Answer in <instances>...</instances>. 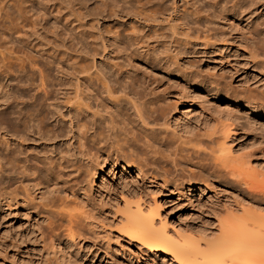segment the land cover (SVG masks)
Returning <instances> with one entry per match:
<instances>
[{
	"label": "rangeland",
	"instance_id": "rangeland-1",
	"mask_svg": "<svg viewBox=\"0 0 264 264\" xmlns=\"http://www.w3.org/2000/svg\"><path fill=\"white\" fill-rule=\"evenodd\" d=\"M63 1L57 5L75 12L64 17L74 20L72 26L51 15L46 18L58 26H31L36 32L30 26H16L17 0H10L8 12L0 11V75L6 72L2 67L5 54L10 53L4 61L10 69L8 86L18 85L13 75L20 70L36 78L37 71L30 65L36 62L48 76L50 89L63 83L65 97L74 107L77 100L76 108L81 103L75 97L78 73L70 63L83 64L85 53L88 63L94 59L112 75L134 78L135 84L141 83V88L145 86L147 93L157 97L153 100L158 106L157 123L164 125L161 131V125L155 127L152 146L161 164L143 167L142 174L135 157L129 156L130 148L124 146L129 157L102 154L104 165L94 179L82 161L61 164L54 159L50 171L46 167L39 171L38 187L34 185L37 179L30 176L19 185L10 180L7 191L11 196L5 198L0 183V264H177L119 232L123 199L142 198L144 206L156 205L157 221L172 235L191 236L200 231L211 239L219 234L221 222L233 219L228 216L240 217L248 194L241 185L243 169L253 167L264 176V0H69L70 5ZM40 2L34 4L37 10L49 4ZM25 12L23 18L29 16ZM98 41L106 47L103 54H98L102 53ZM99 49L100 57L92 56ZM9 50L17 57L11 58ZM32 87H27L28 92ZM44 117L50 121V115ZM186 136L206 139L204 145L212 138V146H217L213 151L218 152L214 157L219 155L222 161L218 164V158L214 160L209 153L193 156L186 145L180 148L179 141ZM161 137L168 145H160ZM222 141L231 147L228 155L217 150ZM171 146L177 154L172 148L169 151ZM171 153L178 155L171 156L177 167L170 165L173 161L167 156ZM226 156L229 159L224 163ZM247 161L249 165L243 163ZM61 205L72 211V238L65 229L67 216L58 210Z\"/></svg>",
	"mask_w": 264,
	"mask_h": 264
},
{
	"label": "bare ground",
	"instance_id": "bare-ground-1",
	"mask_svg": "<svg viewBox=\"0 0 264 264\" xmlns=\"http://www.w3.org/2000/svg\"><path fill=\"white\" fill-rule=\"evenodd\" d=\"M2 1L0 2L2 3V7L0 6L2 9H0V11L4 10L8 12V10H10L8 9L10 0ZM46 1H49L50 5L47 4L48 6L45 5L46 7L44 6L45 8L43 7L41 9L38 6L39 9L37 10L35 8L37 6L34 7V4L37 5V3H39L38 0H17L20 6L17 5L18 8L16 7L15 13H17V15L14 24L16 26L22 25L30 27L58 26V22H62V20H60V18H62L67 25H71L70 22L74 20H69L67 18H70L69 16L72 13L75 16V12L71 11L73 9L69 10L67 6V10L65 11L66 6L64 4L65 7L57 5L59 0H45V2ZM62 1L63 0H61V2ZM21 3L24 4L23 8H25V10L27 9V15L24 9V11H22ZM66 3L70 5L71 2L66 0ZM41 6L43 5L41 4ZM22 12H25L24 16H28L29 13V16L23 18V15H21L23 14ZM46 15H51L52 19L55 18L60 21H58L56 25L51 20L49 21ZM52 15H54V17ZM65 16L67 18H64ZM51 17L49 16L48 18ZM72 24H74V22ZM60 26H62V24ZM32 29V31L35 30L34 28ZM102 43L100 42V44ZM61 44V46H65L64 42H61ZM100 44L97 46H100ZM101 47L102 53L98 54H103V51L106 49L104 44H102ZM100 49L92 56H96ZM7 52L8 50L6 53ZM9 54H5V57L3 55L2 67H4L6 72L2 76L0 75V183L4 194L3 197L9 198V195L11 196V193H8L10 191H7L10 180H14V182H17L19 185V183L21 184L30 176L33 180L37 179L34 185L38 187L41 182L39 171L44 167L50 171V168L54 165V159H57L61 164L69 160L74 161L75 159L82 161L85 169L87 168L89 177L92 179L95 178L98 171H101L102 162L104 161L101 159V155L107 153V157L110 158L109 156L112 155H120L121 157V154L124 153L123 158H125L128 155L125 154L126 148L124 146L130 148L129 150L127 149L129 151V156L133 157V159L135 157L134 160H136L139 165L136 164L138 166L137 169L139 172H142V174L144 170L143 167L149 165L153 166L160 162V156L152 146L154 143L153 136L156 134L155 127L159 124L157 123L159 122V120H157V116L159 115H156V107L158 106H155L157 103L155 104L153 100L156 96L153 98V93L150 91L151 89H149V91L152 96L145 91L146 88H143L145 86L142 85V88L139 86L141 83L139 85L135 84L134 78L125 77L127 79H124L120 75H116L117 73L112 75L113 73H108L103 67L102 70V68L94 62V59L90 62L92 64L88 63L89 54L85 53L84 59L86 61L83 59L85 62L83 64L81 63L82 65H77L76 62V64L70 63V67L74 69V73H78V76H76L77 84L75 87V97L80 99L81 103H78L79 107L76 108L77 100H75L76 103L74 107L72 104L73 102H69V97H65V92L63 91L65 88L61 87L63 83L57 84L55 88L50 89V82L48 83L50 80L48 78L47 81L46 78L48 76L43 74L39 66L37 67L36 62V66L30 63V58L28 57L29 61L27 60V62L30 63L32 69H36L38 76L34 78L30 74H21L22 70H20L16 74H12L13 80H16V84L18 85L12 87V84H9L8 86L10 81L9 78L11 77H9L8 74L10 69L8 63L4 61L6 56L8 59ZM65 54L66 52L63 54L64 60H66L69 65V59L66 58L68 56ZM14 55L15 57L13 58H16V54ZM14 55L12 52L11 58ZM98 57L100 56L98 55ZM19 59L23 61L21 56ZM24 60H26V58ZM36 71L33 72V75ZM109 71L112 72L113 70L111 69ZM13 80L12 82L14 83ZM31 85H34V87ZM28 86L33 88L32 92H28ZM156 101L158 100L156 99ZM187 112L189 111L187 110ZM46 114L50 115V121H48L49 119L46 120L47 118L44 117ZM161 124L162 121H160L159 126ZM163 125H161L160 128L158 127L160 131ZM145 131L149 134L145 135ZM140 133L144 135L142 136ZM140 136H142V139ZM205 136L207 138V134ZM188 137L186 139H189ZM191 137L193 136L191 135ZM198 137L203 139L200 134ZM161 138L160 145L166 146L167 143L165 141L167 140L165 139L164 141L163 137ZM186 139L184 138V141H179L180 144L182 143L181 147L177 142L176 145L180 148L186 145L184 148L187 149V152L193 153V156L197 154L200 157L201 154L204 155L207 153L206 155L210 154L209 157H214V155L218 153L213 151L217 146L216 148L212 146V138H209L211 142L208 140L211 145L207 142L211 148H208L206 145L207 143L205 145L202 144L203 141H207L206 139L202 141L200 139L195 141V138L187 141ZM193 141H195V143ZM219 144H217L219 146L217 149L218 151L222 152L223 150L226 155L231 152V147L225 141ZM173 146H175V144ZM178 147L177 150H179ZM166 148L168 149V147ZM171 148L172 146L169 151H171ZM175 149L173 150L176 153ZM180 150L183 151L182 149ZM187 152L183 153L187 154ZM173 153L167 156L171 161H173V155L175 154ZM178 154H181V152L179 151ZM177 156L174 158H177ZM218 156L216 155L215 157H217L218 160L219 158L221 159V156ZM215 157L214 160L216 159ZM178 158L181 159L182 156ZM226 158L229 159L227 156L224 157V163L227 160ZM220 161L222 160H219L218 164ZM170 163L169 164H173V166L176 164V167L179 165H177V162L174 164V161ZM243 163L246 165L250 164L249 161ZM127 166L129 167V165ZM160 169L165 172L162 165ZM73 170L72 172H76L75 168ZM10 173L14 175L10 176ZM157 174H159V172ZM259 174L260 172H256L253 167L249 168V166H247L243 169L241 174L242 183H240L245 186L246 191L248 190V194L246 193V199H242L244 202L241 205V215L237 219L234 215L228 216L229 219H233L221 222V229L219 234L216 235L217 237L215 236L209 239L208 236L201 235V232L198 231L199 228L197 231L200 232V234L196 231L197 233L191 236H184L179 233L172 235L166 230L165 226L162 225L163 223L160 222V224L159 221H157V206H144L141 202L142 198L131 199L126 197L123 199L124 202L122 210L120 211L121 216L118 222V230L126 237H129V239L137 241L142 247L154 253V255L155 253H159L170 256L177 264H264V179L263 181L259 179V176L262 175ZM262 177L264 176L262 175ZM91 183V185H93L94 182L92 181ZM20 187L21 186H19V188ZM203 190L204 189L199 186V191L202 192ZM15 192L17 191H14V194ZM14 196L16 197L17 193ZM61 204H63V202H61ZM64 205H66L65 202ZM64 205H61L58 210H60L59 212L61 213H65L67 216L65 229L68 237L72 238L75 228L74 219L72 217V211L68 212L66 208L63 209L64 207L62 206ZM46 207L49 208L48 206ZM46 211L49 213L50 209ZM57 214L60 215V213Z\"/></svg>",
	"mask_w": 264,
	"mask_h": 264
}]
</instances>
